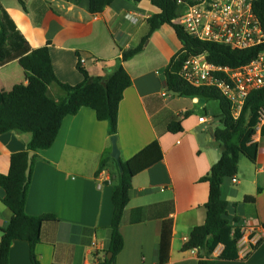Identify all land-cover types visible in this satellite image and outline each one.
<instances>
[{"label": "crops", "instance_id": "0c3cea01", "mask_svg": "<svg viewBox=\"0 0 264 264\" xmlns=\"http://www.w3.org/2000/svg\"><path fill=\"white\" fill-rule=\"evenodd\" d=\"M23 1L26 8L19 0H0V4L32 49L49 44L61 82L71 86L83 82L78 64L95 78L109 76L118 66L130 75L133 84L125 91L118 114L121 160L129 161L153 142L161 147L162 159L132 180L120 227L124 248L114 264H161L158 252L165 222H171L173 228L164 264H198L202 251L182 248L191 231L206 221L209 186L201 179L221 159L222 149L214 137L217 129L211 100L175 94L166 87L164 70L182 48L174 29L163 25L145 41L150 31L147 20L160 13L145 0H115L99 15L91 14L86 0ZM142 43L139 54L122 62L124 51ZM26 82L18 61L0 68V89L10 90ZM52 92L63 94L57 87ZM200 117L207 122L200 123ZM175 119L181 120L184 130L173 134L168 126ZM108 132V123L98 121L94 110L84 107L76 116L65 118L54 146L37 154L26 212L56 217L42 225V243L36 248L41 264H100L112 257L110 227L118 179L115 161L110 160L100 171L102 157L109 150L112 153ZM31 138L30 133L17 131L0 135L1 174L9 173L12 154L27 151ZM257 142L254 169L248 172L239 167L236 189L229 187L232 178L225 179L222 186L229 220L234 224L238 218V225L244 228L239 260L214 264H264V139ZM5 195L0 188V244L1 229L13 217L1 202ZM247 196L255 201H245ZM29 248V243L15 240L10 264H32ZM223 250L219 246L213 258Z\"/></svg>", "mask_w": 264, "mask_h": 264}, {"label": "trees", "instance_id": "16d2710c", "mask_svg": "<svg viewBox=\"0 0 264 264\" xmlns=\"http://www.w3.org/2000/svg\"><path fill=\"white\" fill-rule=\"evenodd\" d=\"M19 1L26 8L24 1ZM73 1L81 3L83 0ZM86 1L91 14L99 15L115 0ZM129 1L139 3L143 0ZM145 1L160 10V13L152 15L147 20L150 31L145 41L163 25H168L174 29L182 44L181 50L164 70L168 91L190 98L201 97L217 101L221 109L220 118L223 129H217L214 137L221 146L222 157L201 179V182H206L209 186V197L205 206L206 221L191 231L182 249L185 252L193 249L202 251L198 264H214L217 260L237 261L244 228L238 225V218L234 219V224L229 220V203L222 198V186L225 179L237 177L242 156L251 162L258 159L259 143L254 140V136L257 135L256 127L260 113L264 112V90L254 91L246 98L243 111L236 119L232 113V102L227 97L213 87L190 85L179 76V68L181 58L189 54L204 53L214 65L238 68L252 62L257 57L259 48L238 51L226 46L199 41L181 26L174 24L180 10L176 0ZM255 12L264 26V0H258L255 3ZM143 47L142 43L136 48L124 51L122 62L135 57L143 50ZM51 59L49 44L39 49H32L0 4V68L18 61L27 81L26 85L18 83L10 90L0 89V135L10 131L32 135L27 151L12 154L9 173L7 175L0 173V188L6 193L1 202L13 214L10 223L1 229L0 264H10V247L15 240L29 243L32 264H41L36 248L42 243V225L56 220L54 215L31 216L26 212L37 154L42 150L51 149L65 118L76 116L84 107L94 110L98 121L108 123L110 136L116 135L119 108L124 93L133 84L123 66H118L109 76L95 78L78 64L84 80L80 84L71 86L59 80ZM53 87L59 88L63 94H54ZM183 130L179 119L173 120L168 126V131L173 134ZM261 138L264 139V126L261 130ZM30 152H34V155L31 173L28 177L26 172ZM162 157L163 153L158 142H153L127 162L121 160L122 171L116 161L111 158V150L102 157L100 171L107 167L110 160H113L116 163L118 179L113 188V218L110 227L111 247L109 250L112 257L106 258L100 264H114L115 257L124 248L120 227L125 208L130 202L132 180L136 175L160 161ZM245 201H255V197L247 196ZM172 228L171 222H165L161 229L158 252V260L161 264L167 261L171 250ZM221 245L224 246L223 253L214 259L213 254ZM260 245L261 242L253 245V249H257Z\"/></svg>", "mask_w": 264, "mask_h": 264}, {"label": "built area", "instance_id": "2783aa9c", "mask_svg": "<svg viewBox=\"0 0 264 264\" xmlns=\"http://www.w3.org/2000/svg\"><path fill=\"white\" fill-rule=\"evenodd\" d=\"M176 1L180 10L174 24L193 38L238 51L259 48L252 62L238 68L214 65L206 53L180 59L179 76L192 86L219 90L232 102V113L237 119L246 98L254 91L264 90V26L255 12L258 0ZM199 122H207L206 117H200ZM263 126L264 112H261L255 141H260ZM232 182L234 186L239 183L237 177Z\"/></svg>", "mask_w": 264, "mask_h": 264}, {"label": "rangeland", "instance_id": "374dc122", "mask_svg": "<svg viewBox=\"0 0 264 264\" xmlns=\"http://www.w3.org/2000/svg\"><path fill=\"white\" fill-rule=\"evenodd\" d=\"M132 2H134V1H132ZM210 102L215 107V111H213L215 113L214 114L215 116L211 115L213 117V119L215 120V127H216V129H223V124H222L221 118H220V111H221L220 105L217 101L211 100ZM202 113L205 114L204 112H202ZM218 146H220L219 143H218ZM239 167H241V171L243 169L244 171H248V172H250L252 169H254L253 163L250 162L248 160V158H246L244 156H242V158L239 161ZM229 187H231V188L233 187L236 189L237 186L229 184Z\"/></svg>", "mask_w": 264, "mask_h": 264}, {"label": "water", "instance_id": "95a60500", "mask_svg": "<svg viewBox=\"0 0 264 264\" xmlns=\"http://www.w3.org/2000/svg\"><path fill=\"white\" fill-rule=\"evenodd\" d=\"M110 141L112 143V153H111V158H113L116 163L118 164L120 170L122 171V167H121V156H122V152L118 146V138L117 135H113L110 137ZM34 152H30L28 154V168H27V176H30L31 173V165H32V158H33ZM112 256V253H110V256Z\"/></svg>", "mask_w": 264, "mask_h": 264}]
</instances>
